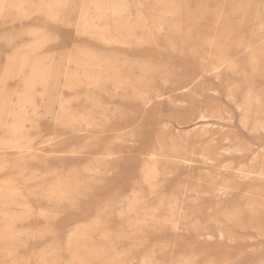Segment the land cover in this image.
Returning <instances> with one entry per match:
<instances>
[{
  "label": "rangeland",
  "instance_id": "obj_1",
  "mask_svg": "<svg viewBox=\"0 0 264 264\" xmlns=\"http://www.w3.org/2000/svg\"><path fill=\"white\" fill-rule=\"evenodd\" d=\"M0 264H264V0H0Z\"/></svg>",
  "mask_w": 264,
  "mask_h": 264
},
{
  "label": "bare ground",
  "instance_id": "obj_2",
  "mask_svg": "<svg viewBox=\"0 0 264 264\" xmlns=\"http://www.w3.org/2000/svg\"><path fill=\"white\" fill-rule=\"evenodd\" d=\"M258 129H262V127H261V126H259V127H256V128H255V130H258Z\"/></svg>",
  "mask_w": 264,
  "mask_h": 264
}]
</instances>
